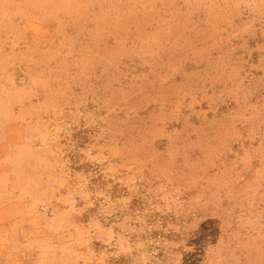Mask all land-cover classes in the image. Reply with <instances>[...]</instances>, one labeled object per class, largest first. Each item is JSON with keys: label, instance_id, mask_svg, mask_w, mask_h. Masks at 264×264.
I'll return each mask as SVG.
<instances>
[{"label": "rangeland", "instance_id": "1", "mask_svg": "<svg viewBox=\"0 0 264 264\" xmlns=\"http://www.w3.org/2000/svg\"><path fill=\"white\" fill-rule=\"evenodd\" d=\"M0 264H264V0H0Z\"/></svg>", "mask_w": 264, "mask_h": 264}]
</instances>
